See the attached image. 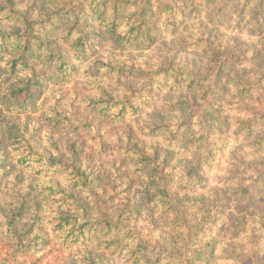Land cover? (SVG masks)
Instances as JSON below:
<instances>
[{"label": "trees", "instance_id": "obj_1", "mask_svg": "<svg viewBox=\"0 0 264 264\" xmlns=\"http://www.w3.org/2000/svg\"><path fill=\"white\" fill-rule=\"evenodd\" d=\"M1 11L0 56L15 52L17 59L0 63L8 65L0 67V120L40 112L43 92H34L33 85L40 90L42 78L55 82L71 78L76 64L70 61V50L86 54L89 46L96 51L97 43L121 53L152 50L163 25L171 24L174 39L160 60L134 63L129 70L103 63L107 73L101 78L108 86L96 85V97L89 101L111 102L108 110H117L102 119L117 127L116 151L106 147L112 132L106 126L102 135L94 137L93 155L83 156L87 141L79 132L88 125L75 122L69 112L62 114L59 102L52 113L42 109L44 116H50L41 125L68 133L73 139L70 153L61 150L58 141L51 143L57 155H49L42 127L31 131L28 122L21 127L5 121L0 123L5 127L0 130V152L15 134L17 147L8 151L17 162L9 172L22 184L25 174L19 168L49 161L58 175L71 170L70 181L52 179L50 190L44 189L47 199L54 190L62 192L58 201L65 206L59 228L79 227L77 238L82 236L84 244L90 239L88 247L105 238L111 250L104 251L115 256V264H160L161 260L214 264L220 238L224 244L227 240L233 264L246 260L249 255L239 250L237 238L249 236L253 226H264L258 195L264 176V0H0ZM200 18L198 27L192 26L191 20ZM127 19L131 25L123 32L122 22ZM126 77L135 79L136 86L117 97L118 83ZM229 104L236 107L233 118L226 110ZM88 110L96 112L95 107ZM230 135L243 136L250 153L258 156L256 163L247 164L256 178L231 181L224 190L210 188L208 195H189L183 178H176V163H185L189 176L199 166L197 183L202 163L223 151ZM186 153L192 154L191 161L184 160ZM37 182L28 181L29 192ZM20 199L16 201L20 209L26 203L38 208L45 203L37 195ZM17 214L22 213L5 217L11 237L20 239L21 246L22 236L13 231ZM223 214L228 216L225 221L218 218ZM219 223L225 227L206 239L210 225ZM92 229L85 238V231ZM260 246L254 245L250 253L253 264H264L257 252ZM88 247L84 249L88 264H97L100 256ZM67 264L77 262L71 259Z\"/></svg>", "mask_w": 264, "mask_h": 264}, {"label": "rangeland", "instance_id": "obj_2", "mask_svg": "<svg viewBox=\"0 0 264 264\" xmlns=\"http://www.w3.org/2000/svg\"><path fill=\"white\" fill-rule=\"evenodd\" d=\"M38 11V9L35 10V12ZM3 14L4 12L1 11L0 15ZM201 19L202 18L196 21L191 20L192 26L197 25L198 27ZM130 25L131 23H129L128 19L123 21V32H128ZM170 28H172L170 23L169 28H167V25H163L160 34L157 35V40L154 45L155 47H153L152 50L144 49L121 53L118 50L109 48L107 45L100 46V43H97L98 49L96 51L91 50V47L89 46L87 53L82 54L79 51L70 50L72 44L71 42L70 44L67 43L66 47H68L71 51L70 61L76 64L72 77L69 79H63L60 82L42 78L40 80L43 87L42 89L36 90L39 88L33 85L35 89L34 92H43L41 94V98L38 100V106H40L41 109L40 112L30 117L24 115L19 118L16 115H10L4 117L5 119L0 120V123L3 121L10 122V125L19 123L21 127H25L28 122L31 131L42 127V131L44 133L43 141L47 144L46 149H50V151L48 150L49 155L50 152H54V155H57L58 150L54 148L51 143L58 141L59 148L61 150H65L67 153H70V150L72 149L71 141L73 139H71V136H68V133L55 131L51 127L41 125L43 123L42 121L50 116V114H45L44 116L42 109H47L50 113H52V109L56 108V104L60 102L62 106V114L65 116L72 114L71 117L75 122L88 125L85 131L79 132L82 133L81 139L87 141L86 151L83 153V156L93 155V151L96 149L93 144L95 139L94 137L102 135V128L106 126L110 127L112 130L111 136H109V144L106 147L116 151V140L120 134L117 132V135L114 136L113 132L117 131V127L102 119L105 113L109 112L110 114H115L117 110L113 108L108 110V108L112 105L111 102L105 104L100 102L96 104L95 102H98L99 99L89 101L91 97H96V95H94L96 92V85L103 83L108 86V84L104 83V79L101 78L105 77V74L107 73V66L103 63L117 64L116 68L122 66L129 70L134 63H142L147 61V59H152L154 61L160 60L162 54L168 46H170V42L174 39V36L171 35ZM66 29H68V27ZM190 29L193 31L192 28ZM241 36L243 38H247V35L245 34ZM72 39L74 40V38ZM98 41L100 40L98 39ZM9 51L14 52L13 50ZM14 53H12V55H1V65H5L9 60L17 59L15 56L16 54ZM153 63L155 64V62ZM21 67V65L17 67V69H19L18 71L21 70ZM0 76L1 87V84L3 83V76L1 74ZM35 82L36 79L33 78V83ZM134 82L135 79L133 80L126 77L123 81L118 83L119 88L116 90L118 92L117 97H120L121 93H123V91L128 87L135 88L136 85H134ZM75 85H77V87L74 88ZM73 90H77V92L75 93ZM227 100L232 101L230 97H228ZM106 101L108 100L106 99ZM93 107L96 108L95 113L88 110ZM232 108H236L235 105L229 104V107H227L226 110L233 118L236 115V110L234 111ZM41 115L44 116L43 119L39 118ZM117 124L120 125L119 123ZM95 126L96 128L94 129ZM0 130L4 132L5 127L0 125ZM133 130L137 132L135 128ZM121 132L125 134L127 133L124 129H122ZM17 139L16 135L12 134L9 140V146L2 148L0 152V264H67L71 259L76 260L77 264H88V260L86 258L87 253L84 249H87L90 239L86 240L84 244V240L81 238L82 236L77 238L78 235H81V229H79V227H76L75 230L74 227L73 230H71L72 226L66 227L62 230L59 228V222L62 218L60 215L62 212L61 207L65 206V203H60L58 201V199L62 197V192L54 190L48 199L44 193V189L49 188L50 190V181L52 179L62 178L64 181H70L72 175H69L68 173H71V170H67V173L62 171V175H58L59 170H56L55 167H49V161H47V163L46 161L44 163H40L35 167L19 168L17 170L22 175L25 174L26 182L25 184H22L20 180L17 179L19 178L17 175L14 174V176H11V173L9 172V166H12L13 161L17 162V156L12 154V150L8 151V148L14 149L17 147V144H15ZM144 142L148 141L146 140ZM186 155L187 156L184 160L191 161L192 154L186 153ZM214 157L215 158L202 163L201 168L199 169L200 176L198 177L197 183L196 171L199 166L193 170L195 176H189L187 174V169L184 168L185 163H176V178L177 180L180 176L183 178L184 191L188 192L189 195H195V198L198 197L200 193L208 195L210 193V188H215L216 190H219L220 188L224 190L227 184L231 181H237L239 179L244 181L247 179L249 180L250 178L255 179V176H257H254L250 172V168L247 164L256 163L258 156L250 153L248 142L243 136L230 135V137H228L225 141L223 151H216ZM237 173H239V177L236 176L238 175ZM34 177L38 180V182L35 184V190L29 192L28 181L31 179L34 181ZM40 179L43 182H41ZM33 195H37L40 199L45 201L43 206L38 208L36 203H26V207L20 209V204L16 203V201L22 197L31 200ZM258 195L260 196V203L264 206V176L262 183L258 187ZM191 204L194 207L197 206V203L195 202ZM14 212L22 213L16 215L17 222L15 224V229L13 230L15 234L22 236L21 246L20 239L11 237L12 231L9 229V219L5 217ZM218 218L225 221L228 216L226 214L224 216L223 214ZM260 222L261 221L258 223ZM222 226L223 228L225 227L223 223L210 225L211 228L208 231L209 234L206 239H210V237L216 234ZM94 231V229L89 231L86 230L85 238L89 237L88 235L92 234ZM75 238L77 239L74 240ZM44 239L48 241L45 245L43 244ZM237 240L240 244L239 250H242V253H245L246 251V254L249 255L246 257V260H241L243 262L240 264H253L255 257L251 256L250 253H253L254 245H261L257 252L261 257V260L264 261V226L251 227V233L249 236L241 234V237L237 238ZM225 241L227 243L226 239ZM99 242L101 244L100 246ZM71 243H74L75 245L71 246ZM225 244L223 239L220 238V242L217 244V254H219V259L214 264H233L230 259V252H227V246H225ZM88 248H91L90 251H93L100 256L99 258H96V260L99 261L97 264H115V256L110 255L107 251H104L110 249L105 238L99 237L98 240L90 244ZM164 263L165 262L161 260L160 264Z\"/></svg>", "mask_w": 264, "mask_h": 264}]
</instances>
